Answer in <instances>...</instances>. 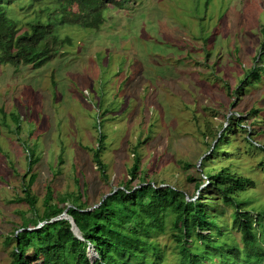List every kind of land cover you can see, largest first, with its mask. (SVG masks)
Wrapping results in <instances>:
<instances>
[{
	"label": "rangeland",
	"instance_id": "1",
	"mask_svg": "<svg viewBox=\"0 0 264 264\" xmlns=\"http://www.w3.org/2000/svg\"><path fill=\"white\" fill-rule=\"evenodd\" d=\"M121 6L105 9L100 29L65 27L61 36L71 44L42 66L0 64V264L11 263L23 223L29 220L30 230L43 225L31 221L37 214L25 199L34 173L31 194L40 215L48 185L52 203L81 193L90 208L124 191L135 157L139 177L131 186L146 176L189 198L214 199L207 171L231 165L255 180L246 196L264 206V151L248 149L249 134L237 129L241 115L249 137L264 145V68L253 84L248 72L264 67V0H124ZM14 10L24 21L33 16ZM221 132L230 140L221 144L223 154L203 162ZM101 133L104 172L93 151ZM32 155L39 160L29 173ZM157 239L162 264H172L169 226ZM88 255L96 259L95 246ZM27 257L44 264L33 245Z\"/></svg>",
	"mask_w": 264,
	"mask_h": 264
},
{
	"label": "trees",
	"instance_id": "2",
	"mask_svg": "<svg viewBox=\"0 0 264 264\" xmlns=\"http://www.w3.org/2000/svg\"><path fill=\"white\" fill-rule=\"evenodd\" d=\"M123 1L0 0V64L15 67L46 64L71 44L68 37L61 36L65 27L100 29L106 22L105 9L110 4L122 7ZM14 5L22 12H31L32 18L20 19ZM263 68L256 65L248 71L252 74L250 84L261 80L258 70ZM241 84L239 91L243 88ZM15 119L19 121L20 117ZM244 121L240 115L237 129L250 136L251 129L248 132ZM233 126L234 122L227 130ZM227 132L220 133L203 162L223 154L221 144L230 141ZM249 136L245 139L248 149L264 151V145L253 142ZM105 139L106 135L101 133L99 146L93 149L94 160L103 172L106 165L101 151ZM32 157L29 173L39 160ZM261 166L264 168V160ZM232 168L231 165L210 168L207 171L209 187H213L210 192L216 197L203 195L192 199L182 189L153 184L146 176L140 184L131 186L132 179L139 177L140 159L135 157L129 170L131 179L124 183L128 187L124 191L107 194L90 208L81 193L64 195L58 203H52L53 189L48 185L41 215L31 194L37 178L34 173L24 185L25 199L37 214L31 221L43 225L30 230L29 220L23 223V230L13 237L16 248L10 264H29L27 251L31 245L41 251L44 264H162L165 256L157 237L168 226L175 241L172 264H264V206H255L251 195L246 196L248 189L256 186L255 180ZM201 185L197 184L198 191ZM67 201L70 205H61ZM66 209L75 220L81 238L74 234L68 219L54 220ZM90 245L97 252L94 261L88 255Z\"/></svg>",
	"mask_w": 264,
	"mask_h": 264
},
{
	"label": "water",
	"instance_id": "3",
	"mask_svg": "<svg viewBox=\"0 0 264 264\" xmlns=\"http://www.w3.org/2000/svg\"><path fill=\"white\" fill-rule=\"evenodd\" d=\"M67 210L62 215L55 218L54 220H60L63 218L68 219L70 221V223L72 224V230H73L74 234L80 238V236H81L80 230L77 227L75 220L70 215H68Z\"/></svg>",
	"mask_w": 264,
	"mask_h": 264
}]
</instances>
